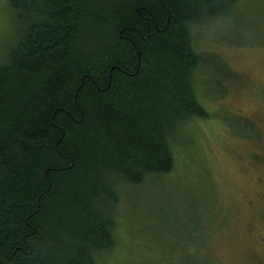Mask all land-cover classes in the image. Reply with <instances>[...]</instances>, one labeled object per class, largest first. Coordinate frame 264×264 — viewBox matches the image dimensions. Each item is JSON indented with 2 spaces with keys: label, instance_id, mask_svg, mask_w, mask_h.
<instances>
[{
  "label": "trees",
  "instance_id": "trees-1",
  "mask_svg": "<svg viewBox=\"0 0 264 264\" xmlns=\"http://www.w3.org/2000/svg\"><path fill=\"white\" fill-rule=\"evenodd\" d=\"M9 3L22 30L0 60V264H103L121 187L171 172L186 126L212 117L192 29L238 18L239 0Z\"/></svg>",
  "mask_w": 264,
  "mask_h": 264
},
{
  "label": "rangeland",
  "instance_id": "rangeland-1",
  "mask_svg": "<svg viewBox=\"0 0 264 264\" xmlns=\"http://www.w3.org/2000/svg\"><path fill=\"white\" fill-rule=\"evenodd\" d=\"M238 13L192 29L212 117L186 126L171 172L121 187L103 264H264V0H239ZM19 24L0 0V60Z\"/></svg>",
  "mask_w": 264,
  "mask_h": 264
}]
</instances>
